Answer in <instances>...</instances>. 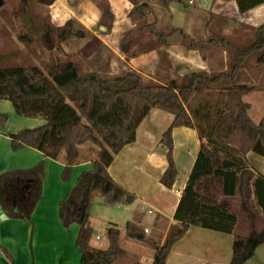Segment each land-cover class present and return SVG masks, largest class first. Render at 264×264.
Instances as JSON below:
<instances>
[{
	"label": "trees",
	"instance_id": "trees-1",
	"mask_svg": "<svg viewBox=\"0 0 264 264\" xmlns=\"http://www.w3.org/2000/svg\"><path fill=\"white\" fill-rule=\"evenodd\" d=\"M40 1L44 4L53 2ZM130 1L142 21L139 33H149L163 42L171 36L157 28L156 15L149 5ZM235 1L241 13L264 4V0ZM17 16L27 32H35L31 29L34 23L31 13ZM220 20L210 14L206 41H197L185 34L182 40L189 48L206 47L214 56L227 53V70L219 71L213 77L194 72L184 76L179 84L165 86L130 68L118 75H108L87 71L71 60L52 61L42 68L30 65L0 69V101H9L21 117L45 120V125L39 128L11 136L14 150L33 147L52 160H59L63 155L66 162L63 179L69 181L73 166L80 158V147L92 143L98 148L92 171L81 175L60 209L66 227L72 223L79 226L76 248L81 255V264H113L125 256V250L120 246L122 233L117 228L107 232V250L91 246L94 236L91 210L97 197L117 206L131 205L137 200L111 178L108 169L119 152L135 142L138 127L153 109L174 116L173 124L161 141L168 148L169 163L162 184L172 189L178 177L173 160L172 132L175 128L196 130L201 148L174 214V219L181 223L179 232L161 247L150 240L142 226L128 223L126 237L149 244L156 251L153 264H167L171 247L192 226L234 234L237 216L223 205L205 200L200 188L205 180L213 179L219 182L223 197L234 198L241 175L249 171L246 155L253 152L264 157V118L256 124L249 115V105L243 100L254 92H264V23L257 28L239 24L228 38L216 28ZM76 25L75 21L69 20L61 28L48 29L63 43L83 35ZM243 71L249 73L255 84L239 82ZM1 121L4 124L7 116L3 115ZM33 173L38 176V190L27 218L41 196L42 165ZM3 178L0 177V186ZM247 181L252 186L256 205L264 215V177L249 174ZM80 191L82 202L72 215L70 205ZM262 245L264 229L252 238L234 235L230 264H245Z\"/></svg>",
	"mask_w": 264,
	"mask_h": 264
},
{
	"label": "crops",
	"instance_id": "crops-1",
	"mask_svg": "<svg viewBox=\"0 0 264 264\" xmlns=\"http://www.w3.org/2000/svg\"><path fill=\"white\" fill-rule=\"evenodd\" d=\"M137 2L153 9L160 31L171 35L180 31L181 42L171 44L159 41L149 33H139L142 21L130 0H53L46 3L52 15V25L47 28H61L73 20L83 35L71 40L84 42L85 49L95 40L100 46V55L110 54L123 65L124 70L130 68L159 84L172 86L194 72L215 76L221 68L220 58L225 64L223 70H227L226 52L214 56L206 47L189 48L182 41L184 34L197 41H206L210 14L221 19L216 28L228 38L239 24L257 28L264 23V4L241 13L235 0ZM39 26L34 21L31 29L35 32L32 34L23 29L35 38ZM22 41L26 42V39ZM16 44L19 56L29 54L30 50L23 47H27L26 43ZM11 47L8 36L0 38V61L12 57ZM72 57L75 59L76 56ZM100 57L94 59L99 61L102 59ZM87 58L92 61L93 55ZM239 82L255 84L247 71L242 72ZM243 100L249 105L250 117L259 124L264 118V92H254ZM3 115L7 116L4 124L1 121ZM173 121L172 114L151 110L138 127L135 142L125 146L108 169L116 183L137 197L131 205L113 207L129 213V219L133 221L128 220L127 223L142 226L148 237L151 233L160 232V240L153 242L161 247L181 229V223L174 219V214L201 148L196 130L175 128L172 132L173 160L178 177L172 189L162 184L161 179L169 163L168 148L161 141ZM43 125L45 121L42 118L21 117L9 101H0V177L4 176L0 186V264H81V255L76 248L79 226L72 223L66 227L60 209L61 203L76 188L81 175L92 171L98 148L92 143L82 145L70 180L65 181L63 173L66 162L63 155L59 160H52L33 147L13 149L11 136ZM246 160L249 171L241 175L237 195L234 198L224 197L226 202L221 204L237 216L234 234L192 226L171 247L167 264H230L234 235L252 238L263 231L264 215L256 205L252 186L247 179L249 174L264 177V157L249 152ZM39 165H42L41 196L27 218L38 190V176L33 172ZM210 180L216 181L207 179L204 183ZM81 202L82 191L75 195L70 205L72 215ZM230 204H236L237 211L232 210ZM93 210L94 206L91 217ZM111 228L118 229V226L112 225ZM98 237L101 238L100 235ZM91 246L102 250L95 247L92 241ZM154 253L153 262L155 250ZM245 264H264V245L258 247Z\"/></svg>",
	"mask_w": 264,
	"mask_h": 264
},
{
	"label": "rangeland",
	"instance_id": "rangeland-1",
	"mask_svg": "<svg viewBox=\"0 0 264 264\" xmlns=\"http://www.w3.org/2000/svg\"><path fill=\"white\" fill-rule=\"evenodd\" d=\"M25 1L26 0H0V38L5 35L6 38L8 36L11 39V49L13 52L12 57L4 62L0 61V69H12L30 65L42 68L45 64L52 61L63 62L71 60L73 62L79 61V64L90 72L97 71L108 75H118L124 71L123 65H120L110 54L102 53V56L100 55V46L95 40L91 41V43L86 46V49L83 46L84 42L79 40H70L60 43L57 34L55 32L52 33L50 29L47 28L48 25H52V15L48 5L42 3L40 0ZM26 12H30L34 17L35 23H37L38 26L40 25L38 29L39 32L35 38L26 33L22 27L19 16H17L18 14L25 15ZM52 29H54V27H52ZM23 39H26V42L22 41ZM18 42L27 44V47L23 45V47L30 50L27 56L23 54L20 56L18 55L19 52L16 49V43ZM29 43H33V45L30 46ZM90 54L93 55L92 61L88 60V58L86 59ZM74 55L76 56L75 59L72 57ZM96 56H101L100 58L102 59L96 61V59H94ZM221 59L222 58L218 61L219 66L223 70L224 64L222 62L223 59ZM220 69L218 71H222ZM200 189L205 200L215 204H223L226 202V199L221 194V186L218 181L210 180L209 182H205ZM93 206L94 210L91 217V225L94 229L92 244L95 247L107 250L109 248L107 232L112 225H117L122 233L120 246L125 250V256L119 258L113 264L153 263L155 254L153 248H151L149 244H141L129 240L125 235L128 220L133 221V219H129V216H131L129 213L124 212L125 210L116 209L113 206L117 205H110L101 197L94 199ZM230 206L232 210L237 211L238 207L236 204H230ZM120 207L125 206L121 205ZM97 235H100L101 238L97 239ZM160 235V232H154L149 235V238L153 241H159Z\"/></svg>",
	"mask_w": 264,
	"mask_h": 264
},
{
	"label": "water",
	"instance_id": "water-1",
	"mask_svg": "<svg viewBox=\"0 0 264 264\" xmlns=\"http://www.w3.org/2000/svg\"><path fill=\"white\" fill-rule=\"evenodd\" d=\"M181 32L177 31L173 33L170 37L165 39V42L171 43V44H178L181 42Z\"/></svg>",
	"mask_w": 264,
	"mask_h": 264
},
{
	"label": "built area",
	"instance_id": "built-area-1",
	"mask_svg": "<svg viewBox=\"0 0 264 264\" xmlns=\"http://www.w3.org/2000/svg\"><path fill=\"white\" fill-rule=\"evenodd\" d=\"M98 239H99V237H98Z\"/></svg>",
	"mask_w": 264,
	"mask_h": 264
}]
</instances>
